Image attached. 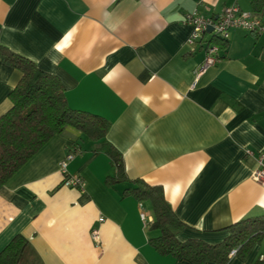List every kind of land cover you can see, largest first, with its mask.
I'll return each instance as SVG.
<instances>
[{"label":"crops","instance_id":"crops-1","mask_svg":"<svg viewBox=\"0 0 264 264\" xmlns=\"http://www.w3.org/2000/svg\"><path fill=\"white\" fill-rule=\"evenodd\" d=\"M231 5L251 12L250 0H0V45L57 76L71 109L109 122L128 180L162 189L185 224L180 241L215 244L231 224L264 217V184L252 178L264 164V33L230 29L197 76L210 36L189 44L183 22ZM19 78L0 61V115ZM73 147L66 170L82 178L79 188L61 184ZM112 174L98 141L75 129L51 137L0 186V251L21 235L18 264H216L159 254L150 199L125 193L128 180L108 185ZM262 254L264 241L225 264Z\"/></svg>","mask_w":264,"mask_h":264},{"label":"trees","instance_id":"trees-1","mask_svg":"<svg viewBox=\"0 0 264 264\" xmlns=\"http://www.w3.org/2000/svg\"><path fill=\"white\" fill-rule=\"evenodd\" d=\"M250 7L254 16L264 18V0H250ZM209 34L205 42L219 41L218 50L227 40ZM200 40L204 41L203 37ZM0 61L20 72L17 84L8 95L11 105L0 115V186L51 137L67 129H75L89 140L98 141V149L109 156L113 174L106 178L108 185L128 180L121 153L106 138L109 122L105 118L71 109L58 77L43 71L27 57L0 45ZM76 147L70 150L75 151ZM130 183L125 193L151 201L154 218L149 224V242L161 255L186 258L193 263L225 264L233 250L245 256L253 244L264 241V217H247L231 224L227 227V238L215 244L199 239L180 241L177 236L185 224L166 201L162 189L141 179ZM26 244L24 237L15 236L0 251V264H18ZM253 264H264V254Z\"/></svg>","mask_w":264,"mask_h":264},{"label":"built area","instance_id":"built-area-1","mask_svg":"<svg viewBox=\"0 0 264 264\" xmlns=\"http://www.w3.org/2000/svg\"><path fill=\"white\" fill-rule=\"evenodd\" d=\"M183 22L191 25L192 31L187 39L189 44H194L206 32L207 27H212V34L216 39H227L229 30L232 28H242L244 30L264 33V18L256 17L252 12H244L237 5L227 6L223 9L221 14L216 18H208L200 14L197 10L188 12L184 15ZM205 57L200 64L196 75H200L208 66L213 65L217 57L218 48L216 44L208 43L205 48ZM77 153L75 151H69L60 163V170L63 175L62 184L66 187H81L83 180L79 175L69 174L66 170L67 161L72 159ZM247 154H251V151L247 150ZM260 167L254 171L252 178L254 181L264 184V164L261 162V157L258 160ZM145 214L141 213V218L145 219ZM100 222L104 220V217H99ZM94 238L97 237V230H92ZM236 250L230 253V256L235 255Z\"/></svg>","mask_w":264,"mask_h":264},{"label":"water","instance_id":"water-1","mask_svg":"<svg viewBox=\"0 0 264 264\" xmlns=\"http://www.w3.org/2000/svg\"><path fill=\"white\" fill-rule=\"evenodd\" d=\"M212 30H213V29H212V27H207V30H206V32H207V33H211V32H212Z\"/></svg>","mask_w":264,"mask_h":264},{"label":"rangeland","instance_id":"rangeland-1","mask_svg":"<svg viewBox=\"0 0 264 264\" xmlns=\"http://www.w3.org/2000/svg\"><path fill=\"white\" fill-rule=\"evenodd\" d=\"M207 36H210V34H207Z\"/></svg>","mask_w":264,"mask_h":264},{"label":"bare ground","instance_id":"bare-ground-1","mask_svg":"<svg viewBox=\"0 0 264 264\" xmlns=\"http://www.w3.org/2000/svg\"><path fill=\"white\" fill-rule=\"evenodd\" d=\"M62 184V183H61ZM63 185V184H62ZM64 186V185H63ZM66 187V186H65Z\"/></svg>","mask_w":264,"mask_h":264}]
</instances>
